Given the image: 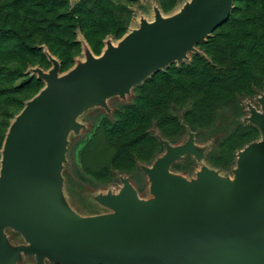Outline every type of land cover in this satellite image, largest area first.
Listing matches in <instances>:
<instances>
[{"label": "water", "instance_id": "obj_1", "mask_svg": "<svg viewBox=\"0 0 264 264\" xmlns=\"http://www.w3.org/2000/svg\"><path fill=\"white\" fill-rule=\"evenodd\" d=\"M234 0H193L170 17L126 33L100 55L85 49L86 60L61 73L52 59L39 69L45 86L12 120L1 150L0 240L12 227L29 243L28 253L61 264H264V144L241 153L237 180L205 176L197 185L169 174L180 151L169 149L149 170L153 201L134 188L107 200L115 213L97 218L69 217L60 205L66 137L76 115L109 95L121 94L185 53L223 25ZM262 111L250 106L264 135ZM4 248L0 246V254ZM4 254L0 264H14Z\"/></svg>", "mask_w": 264, "mask_h": 264}, {"label": "rangeland", "instance_id": "obj_2", "mask_svg": "<svg viewBox=\"0 0 264 264\" xmlns=\"http://www.w3.org/2000/svg\"><path fill=\"white\" fill-rule=\"evenodd\" d=\"M82 1L66 0V6L70 11H74ZM104 1L110 10L101 17L100 23L107 24L103 37L101 32H93V36L89 38L87 30L81 24V20L89 16L76 13L74 15L76 26L72 30L69 29L66 35V38L70 39L68 45L55 42L53 46L59 51L54 54L50 50V44L38 41L36 47L44 50L46 57L41 55L23 57L22 61L26 64L24 76L13 83L16 87V93L11 99L14 107L4 118H0V128L3 130L7 125L6 131L2 134L3 143L14 117L23 109L26 102L45 86V81L39 78V69L44 71L51 69L52 59L60 62L61 73L67 72L79 60H86V48L95 55H100L108 46L107 41L117 45L126 33L140 28L143 22L155 21L158 14L164 18L176 15L193 2V0ZM210 3L212 13L217 12L221 0H210ZM7 4L8 0H0L2 11L9 9L5 8ZM237 5H242V2L234 0L229 19ZM91 18L89 28L97 29L98 15H92ZM120 30L122 34H118ZM228 31V26H219L196 43L184 59L168 62L123 93L109 95L102 103L91 104L76 115L75 126L69 129L66 137L61 168L62 187L59 202L66 215L89 219L113 214L115 208L108 204L107 200L122 198L128 184L136 190L141 200H155L157 195L153 191L149 170L155 169L165 159L169 149L180 151L174 156L168 168L169 174L182 178L188 185L199 184L205 176H210L218 182L233 183L237 180L241 153L253 144H264L263 132L251 119L253 114L250 108L252 106L258 112H263L259 97L264 95V81L262 87L253 88L249 93H240L229 102L214 107L211 115L206 114L203 124L194 122L189 116L194 108V101L188 97H180L175 102H168L166 109L161 108L173 117V122L165 127H160L156 118L148 121L143 119L141 114L136 129L139 134H145L146 138L126 151L116 152L120 144H132L131 136L126 139L122 136L111 139L115 135L109 134L110 126L116 122L121 124L124 118H133L132 122L136 123V104L142 94L141 87L147 79L160 71L190 65L196 61L195 56H202L209 61L210 46L207 41ZM5 98L4 96L0 98V107L6 105ZM1 150L2 148L0 167ZM125 161L131 162V166L117 168L116 164ZM3 235L0 246L4 248V253L0 254V259L4 254H10L15 258L14 264H61L47 258L39 262L35 254L26 252L29 243L12 227H6Z\"/></svg>", "mask_w": 264, "mask_h": 264}, {"label": "trees", "instance_id": "obj_3", "mask_svg": "<svg viewBox=\"0 0 264 264\" xmlns=\"http://www.w3.org/2000/svg\"><path fill=\"white\" fill-rule=\"evenodd\" d=\"M237 1H241L242 5H237L229 21L222 25L228 26L229 31L207 41L211 61L195 56L196 61L192 64L157 72L145 81L136 104V123L128 117L121 124L116 122L109 128V134L115 135L111 139L131 136L132 144H120L116 152L126 151L146 138L145 134H139L136 129L141 114L148 121L156 118L158 125L165 127L173 122V117L164 109L170 102L188 97L194 101L189 116L194 122L203 124L206 114L211 115L217 105L229 102L240 93H249L253 88L263 86L264 0ZM105 3L104 0H83L74 11L68 9L66 0H8L5 8L9 9L2 11L0 7V98L6 97V105L0 107V118H4L14 107L11 99L16 93V87L13 83L24 76L26 64L22 61L23 57H46L45 51L36 47L38 41L50 44L54 54L59 51L53 46L55 42L68 45L70 39L66 35L69 29L76 26V13L89 16L81 20L89 38L93 32H101L103 37L107 24L100 23L101 17L110 10ZM92 15H98L97 29L88 26ZM118 34H122V31ZM3 109L5 112H1ZM6 126L3 130L0 128V148ZM131 164L125 161L116 165L117 168H126Z\"/></svg>", "mask_w": 264, "mask_h": 264}, {"label": "bare ground", "instance_id": "obj_4", "mask_svg": "<svg viewBox=\"0 0 264 264\" xmlns=\"http://www.w3.org/2000/svg\"><path fill=\"white\" fill-rule=\"evenodd\" d=\"M118 45V44H117ZM117 45H114V46H117ZM187 52L185 53V56H186Z\"/></svg>", "mask_w": 264, "mask_h": 264}]
</instances>
